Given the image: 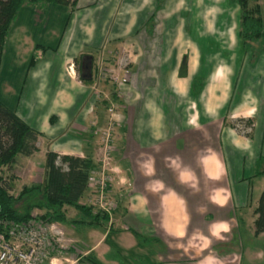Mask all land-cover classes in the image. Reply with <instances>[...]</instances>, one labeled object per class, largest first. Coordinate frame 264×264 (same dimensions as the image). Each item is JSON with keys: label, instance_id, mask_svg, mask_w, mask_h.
I'll return each mask as SVG.
<instances>
[{"label": "rangeland", "instance_id": "1", "mask_svg": "<svg viewBox=\"0 0 264 264\" xmlns=\"http://www.w3.org/2000/svg\"><path fill=\"white\" fill-rule=\"evenodd\" d=\"M258 1L264 20V0ZM47 7L51 8L22 6L7 36L0 69V100L11 109L16 110L19 106L16 104L19 91L23 89L24 93L27 89L26 84L23 87L22 80L23 69H26L30 60V54L27 56L29 48H34L36 44L55 47L57 39H52L61 31V25L67 16L66 8L76 12V15H88V19L93 23L99 18L100 21L108 19L110 21L107 25L110 29L107 30H121L124 33L123 39H128L127 43L118 40L115 56L103 55L100 49L94 48L95 79L86 104L89 118L86 119V127L79 125L80 131L75 130L73 133L78 134L82 130L89 134L78 137H82L79 139L81 143L88 139L91 145L88 155L94 161L92 172L98 171L101 166V156L98 154V149L102 146L101 131L110 119L108 108L113 104L117 124L109 136L108 145L111 149L108 152L109 164L106 169L109 175L106 201L107 206L112 205L111 213L108 214L109 222L99 227L71 224L64 227L63 224L54 222L56 228L63 233V241L59 243L64 245L56 251L58 259L54 260V264H88V259L99 264H147L149 247L153 246L151 240L140 243L135 235L127 233L130 231L126 225L132 228L135 224L138 227L137 222L127 218L129 223L125 225L123 219L127 207L134 199L131 196L136 194L133 179L134 175L137 176V170L135 172L125 158L131 155L130 146H125V123L129 122L131 113L138 107L148 111L153 94L158 95L166 91L169 86H161L160 80L173 79L176 86L173 83L166 93L172 89L175 98L171 100L173 106L165 108L166 110L179 108L186 112L192 110L200 113L202 105L204 109H219V115L224 119V127L228 131L234 127L242 132L247 137L244 141H251L254 145L252 155L256 157L263 152L264 146V41L251 42L248 50L242 47L238 36L239 7L228 0H77L74 9L70 5H59V16L55 15L54 11H43ZM150 15L152 18H149ZM76 38H84V33H76ZM76 44L79 45L80 42ZM87 44H82L83 49H93ZM103 48H106V45ZM183 58H186L185 76L180 74ZM78 61L80 59L76 60V64ZM72 63L73 59L67 65L65 63L66 70H69L70 75L80 85H84L77 78L79 72ZM123 63H126L124 67L121 66ZM69 66L73 68L72 72ZM194 75L203 77L199 93L204 90V94L213 95V103L201 102L196 96L199 94H194L191 90L190 83ZM52 79L53 74L50 72L49 76L44 75L43 80L52 85ZM35 83L37 84L36 80ZM71 97L73 102L68 110L72 112L78 99L75 93ZM188 97L192 100L184 101ZM171 102L168 101V104ZM250 106H253L252 109L256 112V118L252 120L245 116L250 113ZM50 107V103H45L39 113L47 112ZM140 117L146 124L151 118L148 114L146 118L142 115ZM250 124L253 125L249 126ZM245 127H250V130L243 131ZM225 136L227 138V134ZM49 141L46 137L42 138V141L39 139L37 152L31 158L17 155L12 172L16 176L18 187L41 180L47 152L45 150ZM247 154L248 152L236 153L235 159L240 164V173L249 177L262 163H259V156L250 163ZM227 156L229 168L234 171L235 160H230L229 153ZM163 172V168L156 164V175L151 179L164 182ZM263 183L264 176H257L247 186L251 191L250 200L253 204L264 187ZM173 190L182 195L187 193L184 188L173 187ZM81 202L95 210L100 209L95 189L90 186ZM76 213L75 209L67 207L70 219L75 218ZM111 226L116 230L110 231L108 227ZM241 226L245 229L246 222H241ZM103 234L108 235L104 241V245L108 247L106 251L100 252L104 249L100 246L97 251L86 255L85 251L89 248L91 239L96 240ZM238 235L240 237L241 233L238 232ZM133 242L135 244L131 246ZM79 255L81 256L77 261Z\"/></svg>", "mask_w": 264, "mask_h": 264}, {"label": "crops", "instance_id": "2", "mask_svg": "<svg viewBox=\"0 0 264 264\" xmlns=\"http://www.w3.org/2000/svg\"><path fill=\"white\" fill-rule=\"evenodd\" d=\"M46 6L51 8L47 7L43 11L50 10L60 15L59 5ZM66 13L61 31L52 39H57L55 47L48 46V50L33 67L26 66L23 69L22 84L23 87L26 84L27 89L24 93L23 89L19 91L16 103L19 108L16 106V110L43 134L39 137L41 141L44 137L50 139L45 152L84 157L88 155L91 145L88 139L84 140L85 143L79 139L89 134L82 130L78 134L73 133L75 130L80 131L79 125L86 127V119L89 118L86 104L95 79L94 48L100 49L103 55L115 56L118 40L127 43L128 39H123L124 33L121 30L108 31V19L100 21L99 18L93 23L88 15H76V12L67 8ZM76 33H84V38H76ZM77 42L80 44L77 45ZM81 43L93 49H83ZM104 45L106 48H103ZM33 50L30 47L27 56L30 54L31 57ZM82 58L84 65L81 61L76 64V60ZM72 59L71 65L75 66V70L77 68V78L84 85H80L65 68V63L67 65ZM50 72L53 74L52 85L43 80L44 75L49 76ZM160 82L161 86L172 87L174 80L163 79ZM166 91L153 94L148 111L134 108L135 112L131 113L129 122L125 123V146H130L131 150V155L125 158L131 168L135 172L137 170V176L134 175L133 179L136 194L131 196L134 199L127 207L123 219L125 225L129 223L127 218L139 225L136 227L133 223L132 228L126 225L130 231L127 233L134 235L131 232L133 229L154 238L150 241L153 246L149 247L147 264H264V231L255 234L253 228V209L258 197L253 204L250 200L251 191L247 188L256 177L243 176L239 170L240 164L235 159L236 153L248 152L249 162L252 163L257 156L260 158L264 155V146L263 152L253 156L254 145L251 141H244L247 137L236 128L228 131L224 127L219 109L216 112L214 109H204L202 105L200 113L192 110L186 112L179 108L166 110L173 106L171 100L175 98L172 89L168 93ZM204 92L196 96L201 102L213 103L214 96ZM73 93L78 102L71 112L68 109L72 106ZM187 100L192 99L188 97L184 101ZM47 102L51 107L47 112L39 113ZM252 108L250 106V113L245 115L250 120L256 118ZM147 114L151 118L146 124L140 116L146 118ZM51 115L55 116L53 122L49 120ZM227 153L231 161L235 160L234 171L229 168ZM156 164L163 168L164 182L151 179L156 175ZM173 187L186 189V195L176 192ZM244 221L246 227L242 229L244 227L241 222ZM238 232L241 233L240 237ZM107 236L103 234L96 240L91 239L85 254L97 251L100 246L104 247L100 252H105L108 248L104 245ZM87 262L92 264L93 261L88 259Z\"/></svg>", "mask_w": 264, "mask_h": 264}, {"label": "trees", "instance_id": "3", "mask_svg": "<svg viewBox=\"0 0 264 264\" xmlns=\"http://www.w3.org/2000/svg\"><path fill=\"white\" fill-rule=\"evenodd\" d=\"M228 2L239 7L238 36L242 47L248 50L251 42L264 41V20L259 1L228 0ZM76 3L77 0H0V69L7 36L22 6L43 8L47 4H53L70 5L74 9ZM149 18H152V15ZM46 50L47 46L36 44L27 68L33 67ZM185 67L186 58H183L181 76H185ZM202 85L203 77L194 75L190 83L194 94L199 93ZM54 117L50 116V122H53ZM40 136L43 134L25 121L17 110L7 107L0 100V231L31 220L42 225L58 222L63 225L88 227H99L109 222L106 212L95 210L81 202L94 168V161L89 155L78 157L47 151L41 180L18 187L16 176L12 172L17 155L29 157L34 154ZM260 159L259 163L262 165L249 178L264 176V155L260 156ZM67 207L76 210L75 218L68 217ZM35 209L37 213L33 214ZM253 212L254 233L259 234L264 231V187ZM108 229L116 230L112 226ZM131 232L141 243L154 239L133 229ZM51 254H56V251ZM92 264L99 263L93 261Z\"/></svg>", "mask_w": 264, "mask_h": 264}, {"label": "built area", "instance_id": "4", "mask_svg": "<svg viewBox=\"0 0 264 264\" xmlns=\"http://www.w3.org/2000/svg\"><path fill=\"white\" fill-rule=\"evenodd\" d=\"M125 64L123 63L121 66L124 67ZM69 69L71 72L73 71L71 66ZM108 111L110 112V119L107 121L105 129L101 131L102 146L98 149V154L101 156V166L98 171L91 172L88 186L95 189L100 210L110 214L112 205L107 206L106 201L108 200L109 182L106 169L109 164L108 152L111 149L108 141L117 122L113 113V104L108 108ZM247 129L250 130V127L243 128V131ZM35 213L37 212L33 211V214ZM62 234V231L57 229L54 223L42 225L31 220L26 223L11 225L9 228L0 231V264H54V260L58 259L57 254L51 253L63 248L64 245L59 243L63 241Z\"/></svg>", "mask_w": 264, "mask_h": 264}, {"label": "flooded vegetation", "instance_id": "5", "mask_svg": "<svg viewBox=\"0 0 264 264\" xmlns=\"http://www.w3.org/2000/svg\"><path fill=\"white\" fill-rule=\"evenodd\" d=\"M80 61L83 63V59H81ZM84 62H85V61H84ZM83 65H84V63H83ZM83 65L80 63V66L84 68Z\"/></svg>", "mask_w": 264, "mask_h": 264}]
</instances>
